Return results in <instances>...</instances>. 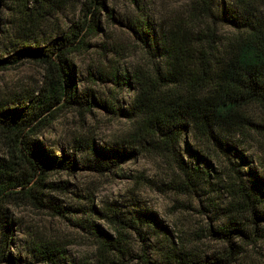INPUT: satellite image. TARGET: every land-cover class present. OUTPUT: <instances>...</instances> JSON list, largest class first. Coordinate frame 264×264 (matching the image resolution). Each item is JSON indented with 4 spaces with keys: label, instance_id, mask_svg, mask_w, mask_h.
<instances>
[{
    "label": "rangeland",
    "instance_id": "rangeland-1",
    "mask_svg": "<svg viewBox=\"0 0 264 264\" xmlns=\"http://www.w3.org/2000/svg\"><path fill=\"white\" fill-rule=\"evenodd\" d=\"M84 1L0 0V59L23 46L51 45L75 30L92 17L82 10ZM193 1L102 0L87 50L69 56L75 94L89 105L59 104L45 114L52 122L38 123L34 132L39 134L32 133L49 154L75 160L74 170L54 168L41 175L43 183L52 184L40 189L46 195L42 204L23 195L1 203L11 220L4 254L12 261L96 264L101 239L94 233L99 230L120 240L126 253L109 255L111 264H146L142 257L150 264H264V110L244 108L238 127L215 128L210 139L189 128L170 153L158 137L145 136L132 116L135 71L164 63L145 46L146 28L158 37L175 23L195 21ZM217 1L232 8L240 4ZM218 30L222 36L231 32L222 25ZM46 74L43 63L29 60L0 70V103L17 105L43 85ZM7 136L0 131V157H5ZM115 152L125 158L113 166L96 156ZM171 153L183 167L196 169L193 179L185 177ZM239 182L262 203L255 218L235 209ZM114 213L127 221L150 214L153 221L121 229L110 218ZM229 227L252 234L250 240L236 238L232 253L218 235ZM45 246L54 250L51 260L41 253Z\"/></svg>",
    "mask_w": 264,
    "mask_h": 264
},
{
    "label": "trees",
    "instance_id": "trees-1",
    "mask_svg": "<svg viewBox=\"0 0 264 264\" xmlns=\"http://www.w3.org/2000/svg\"><path fill=\"white\" fill-rule=\"evenodd\" d=\"M217 2L194 0L192 14L195 21L175 23L158 37L149 27L145 31V46L162 57L164 63L150 70L135 71L138 94L132 116L138 119L139 130L145 136L158 137L168 153L189 128L200 137L210 139L215 128L238 127L244 108L256 105L264 110V0H239L240 4L234 8ZM82 7L85 15L90 13L92 17L75 25V30L55 38L51 45L23 46L0 59V70L26 60L43 63L47 69L43 85L35 92L17 105L0 103V131L8 135L5 157H0V262L8 260L21 264L18 258L14 262L11 256L4 254L11 220L3 212L1 203L13 195H23L33 203L42 204L46 195L40 189L51 188L52 184L43 183L41 175L54 168L72 171L75 167V160L70 156L49 154L32 133L39 134L34 132L38 123L52 122L54 118L48 121L45 114L59 104L62 107L89 105L87 99L78 100L75 94L69 56L87 50L86 37L96 34L98 29L94 16L104 6L102 0H85ZM221 25L230 29L227 36L219 32ZM83 31L86 33L82 34ZM115 153L113 156H96L104 165L113 166L125 158ZM172 155L185 177L193 179L196 169L188 170ZM23 168L29 173L26 174ZM37 176V182L27 187ZM18 187L22 190L14 191ZM234 196L237 200L235 209L250 212L255 218V209L262 204L256 201L257 196L241 182L237 184ZM110 218L121 229L134 228L136 221H153L150 214L128 221L115 213ZM94 234L101 239L96 264H111L109 255L126 254L120 240L111 239L99 230ZM139 235L142 241L145 240L140 232ZM218 235L228 244L229 253L233 252L236 238H252V234L248 235L238 227H229ZM53 251L45 246L41 253L46 260H51L55 255ZM142 261L150 264L148 258L142 257ZM179 264L185 263L182 260Z\"/></svg>",
    "mask_w": 264,
    "mask_h": 264
}]
</instances>
